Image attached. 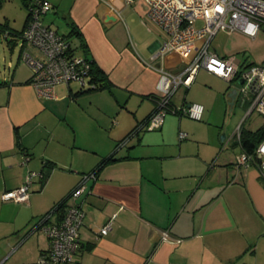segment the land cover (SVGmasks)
Instances as JSON below:
<instances>
[{
	"label": "crops",
	"instance_id": "1",
	"mask_svg": "<svg viewBox=\"0 0 264 264\" xmlns=\"http://www.w3.org/2000/svg\"><path fill=\"white\" fill-rule=\"evenodd\" d=\"M49 1L57 13L58 4ZM137 1L75 0L67 14L62 12L68 30L61 34L69 33L70 22L77 26L81 36L76 37V46L72 42L74 48L95 61L110 88L82 92L74 83L60 84L54 97H43L27 82L31 74L19 72L23 49L16 65L9 62L14 70L0 74V81H7L0 85V264H40L41 255L51 247L44 220L59 222L66 209L57 206L68 200L83 175L112 154L119 160L87 179L83 193L75 199L86 216L80 229V251L67 264H264V177L255 164L235 166L237 150L230 146L233 135L221 132L220 150L233 149L222 160L219 141L201 135L213 129L219 134L215 113L222 93L232 110L240 102L244 105L232 83L201 69L230 85L216 96L209 89L204 117L196 125L180 118L178 138L185 128L195 134L194 140L179 139L174 151L162 148L176 145L167 139L166 115L162 127L155 129L162 132L145 130L117 147L155 111L162 69L181 72L199 47L190 44L181 51L158 55L170 38L164 29L165 35L149 28V38L142 41L137 36L135 41L125 14L132 15L127 10ZM0 35L10 44L20 39L14 34ZM197 75L173 97L177 107L191 103L188 97ZM108 116L113 122L108 150L92 140L79 143V135H85L94 117ZM105 124L101 125L104 129ZM58 125L62 126L59 131ZM197 141H205L210 149L199 147L198 152L188 154L185 147H196ZM32 172L36 175L29 200L5 201L4 192L22 186ZM110 220L113 228L103 235L101 229ZM164 233L168 240H163Z\"/></svg>",
	"mask_w": 264,
	"mask_h": 264
},
{
	"label": "built area",
	"instance_id": "2",
	"mask_svg": "<svg viewBox=\"0 0 264 264\" xmlns=\"http://www.w3.org/2000/svg\"><path fill=\"white\" fill-rule=\"evenodd\" d=\"M132 3L135 0H125ZM31 16L22 40L23 60L31 69V83L43 97H54L60 84H77L81 89L97 88L92 61L77 53L71 40L46 24L45 15L54 9L49 1L34 0ZM149 17L168 34L169 40L160 48L158 55L169 51H181L186 45L199 47L187 66L179 73L162 69L158 83L160 97L158 108L145 122L147 130L162 127L169 111L179 112L201 121L206 107L200 102H191L173 107V97L182 86H189L201 69L236 84L242 103L246 106L245 119L254 113L264 116V63L242 64L236 55L221 56L212 50L213 39L221 30L239 31L255 37L264 25V0H145ZM203 24L197 26V22ZM172 109V110H171ZM243 123L233 134V141L242 140ZM189 136L180 131L181 140ZM232 140V139H231ZM229 144V141H227ZM237 166L255 164L264 177V139L254 153L243 150L234 156ZM36 172L28 175L26 182L14 190L4 192L5 201L26 202L30 197V185ZM97 177L86 175L69 197L65 215L59 222L46 223L43 230L48 235L51 247L40 257V264L73 263L80 251V229L84 224L85 211L75 199L85 189V181ZM113 228L110 220L102 229L106 235ZM169 236L164 233L163 240Z\"/></svg>",
	"mask_w": 264,
	"mask_h": 264
},
{
	"label": "rangeland",
	"instance_id": "3",
	"mask_svg": "<svg viewBox=\"0 0 264 264\" xmlns=\"http://www.w3.org/2000/svg\"><path fill=\"white\" fill-rule=\"evenodd\" d=\"M56 4H58L59 11L57 13L50 12L46 17V22L52 24V26L59 30L60 33H67L68 27L65 23V18L62 17V12H66L67 14L73 5L75 0H53ZM147 5L143 0L137 1L136 4L131 5V9L125 8L123 12H129L132 10V15H129L126 13V24L128 26V29L130 33L135 36L134 39L138 36L139 39L146 40L151 36L149 34V31L151 32H158L163 35L164 30L161 26H159L156 22H154L149 16H148V9L146 7ZM27 10L23 6L22 0H0V22L8 21L11 26L15 29H22L24 27L26 17H27ZM53 19V21H52ZM124 25L122 21H119L118 24ZM197 26H200L203 24L202 21H199L196 23ZM150 30L148 31V29ZM120 29V28H119ZM121 32L123 31V28L121 27ZM119 30V31H120ZM74 45H77V39L75 37L71 38ZM136 41V39H135ZM21 46H22V40L18 39L16 42L9 43L8 40L4 39L3 35H0V74L2 73H11L12 70H14L15 67L9 68V62L12 60L14 65L18 63L19 55L21 52ZM212 49L216 50L220 54H236L238 57V60L246 61V62H253V63H264V25L262 26L259 34H257L255 37H250L247 35H244L239 32H231L228 30H221L215 39L212 42ZM21 67L19 68L20 74L24 76H28L31 74L30 67L26 64L24 60L21 62ZM75 87H77V84H74ZM77 85V86H76ZM230 85L227 81H222L214 78L213 76L207 74L204 72V70H200L199 74L197 75L196 81L194 82V87L190 91V96L188 97L189 101L191 102H202L207 103L208 102V93L210 92L209 89L213 90L212 96H216L217 93H222L226 90V88ZM232 87H236V84H232ZM183 89V88H181ZM180 89V90H181ZM220 91V92H217ZM178 94V93H177ZM221 99L219 100V103H217V111L215 113V121L219 120L217 123V128L219 134L216 136L211 131H204L201 135L203 137L208 138L209 135H212L214 141H219V152H220V159L222 160L224 157L228 156L232 153L233 149L237 150L235 148L225 149L221 151L222 148L221 144V132L222 134H227L228 137L234 134L235 130L237 129L239 124L243 123V126L249 129L256 130L261 125L264 124V116L254 113L252 117L245 119L246 116V106L242 105L241 102L234 107L232 110L228 106H226L227 101L225 99V96L223 93L220 95ZM205 105V104H204ZM113 116V115H112ZM108 116L106 118H103L102 120L97 119V117H94L95 120L90 121V125H86V131L85 135L80 134L78 139L79 143L86 142L87 140H92L93 143L96 144V146H100L102 150H108V148L111 146L112 139L108 135V130H110L113 127V122L111 121V117ZM183 118L185 121L190 122L191 125H196L198 120H194L190 118L187 115H179V114H173V113H167L166 116V123H165V130H167V139L170 142H176V145L174 143L166 146H161L162 148H168L172 151L175 150L174 146L179 147V139L178 138V130H179V121L180 118ZM93 118V119H94ZM110 118V120H109ZM173 118V121L169 122V119ZM204 121V120H203ZM207 121V120H205ZM204 121V122H205ZM89 124V122H87ZM105 124V128L101 127L102 124ZM214 124V123H213ZM57 131L62 128L61 125H58ZM104 126V125H103ZM148 133L152 132H162V131H156V130H146ZM181 131L188 132L189 139L184 140L185 141H192L194 140L195 134H193L192 131H189L185 128H182ZM202 132V131H201ZM74 135V134H73ZM90 137H87V136ZM45 136V135H44ZM84 137H87L83 139ZM201 138V137H200ZM204 140V138H201ZM196 140V139H195ZM195 146H186L185 151L189 153H194L195 151H199V147L202 149H205L207 146L205 141H197ZM92 148V147H91ZM45 149V146L43 147V150ZM206 148L204 151L207 152ZM93 150V149H91ZM86 153V152H85ZM90 153V152H89ZM94 155V154H91ZM97 157V156H96Z\"/></svg>",
	"mask_w": 264,
	"mask_h": 264
},
{
	"label": "trees",
	"instance_id": "4",
	"mask_svg": "<svg viewBox=\"0 0 264 264\" xmlns=\"http://www.w3.org/2000/svg\"><path fill=\"white\" fill-rule=\"evenodd\" d=\"M33 1L34 0H22L23 6L26 8V10L28 12L24 27L22 29H20V30L14 29L8 21H5V22H0V33L1 34H5L7 37H9V34H14L15 36H17L16 38H21L23 33H24V31H25V28L27 27V25L29 23V20H30L31 8L34 5ZM43 1H49V0H43ZM55 7L56 6H54V9H55ZM54 9L52 11H50V12H53ZM50 12H48L45 15V22H46V17H47V15ZM46 24H48L51 27H53L52 24H49L47 22H46ZM69 24H70L71 27H70V31H69L68 34H61L56 28H54V27L53 28L59 34L65 36V37H68L70 40H71L72 37L80 38L81 33L77 29V26L73 22H70ZM71 42H72V40H71ZM85 55L89 59H91V61H92V71H93V75H94V80L98 83V87L97 88H87V89H81L80 88V91H82V92H92V91L101 90V89H104V88H110V83H109L105 73L101 70V68L99 66L96 65L95 61L92 58H90L87 54H85ZM27 82H31V77H30V80H28ZM5 83H7V81H0V85L5 84ZM159 99H160V97H158V99H157V106H156L155 110L158 108ZM171 105L174 107L175 106L174 102H172ZM169 112H173V111H169ZM176 113L181 114L179 112H176ZM147 119H145L143 121H140L132 129V131H130V133L126 137H124L122 140H120L118 142L117 147L119 148L121 146L126 145L130 140H132L133 138L139 136L143 131L147 130L146 127H145V122L147 121ZM241 136H242V140H241L240 143L237 140H234L232 145H230V146L238 148V152L237 153H239L240 151H243V150L247 151L248 153H254L255 149L258 146V144L264 139V124L261 125L256 130L249 129V128H246V127L243 126L242 135ZM224 150H225V148H224ZM26 156L28 158H31L29 153L26 154ZM116 160H119V158L115 154L107 156V157H105L104 159L101 160V162L99 163V165L97 166V168L94 171H92L91 173H88V174H93L94 173V174L98 175L99 172L102 170V168L105 165H107L110 162L116 161ZM233 162H234L235 166H237L236 165V161L233 160ZM53 166H54V163H52L50 167H53ZM88 174L83 175L82 180ZM69 197H70V195H69ZM69 197H68V200L64 201L63 203H60L57 206L59 208V210L60 209L61 210L66 209L65 207L67 205V201H69Z\"/></svg>",
	"mask_w": 264,
	"mask_h": 264
},
{
	"label": "water",
	"instance_id": "5",
	"mask_svg": "<svg viewBox=\"0 0 264 264\" xmlns=\"http://www.w3.org/2000/svg\"><path fill=\"white\" fill-rule=\"evenodd\" d=\"M108 19H115V17L109 16ZM244 264H246V263H244Z\"/></svg>",
	"mask_w": 264,
	"mask_h": 264
}]
</instances>
